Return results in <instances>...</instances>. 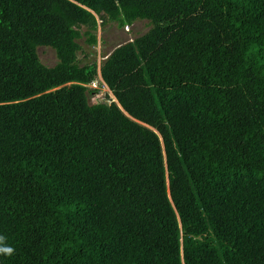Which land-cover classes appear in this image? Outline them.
I'll return each mask as SVG.
<instances>
[{
	"label": "trees",
	"instance_id": "trees-1",
	"mask_svg": "<svg viewBox=\"0 0 264 264\" xmlns=\"http://www.w3.org/2000/svg\"><path fill=\"white\" fill-rule=\"evenodd\" d=\"M136 21L90 105L78 41ZM0 235V264H264V0H0Z\"/></svg>",
	"mask_w": 264,
	"mask_h": 264
},
{
	"label": "rangeland",
	"instance_id": "rangeland-1",
	"mask_svg": "<svg viewBox=\"0 0 264 264\" xmlns=\"http://www.w3.org/2000/svg\"><path fill=\"white\" fill-rule=\"evenodd\" d=\"M150 29V24L147 21H136L132 26L119 28L116 24H107L104 27L98 26L96 39L97 44L94 47H89L82 38L78 41L81 52L78 53V61L81 65L96 62L98 72L97 79L89 87L95 90L88 96V103L90 105L99 103H108L107 95H110L109 90L103 84L99 74V67L104 60L105 55H108L112 49L122 44L123 42H131L135 38L145 34ZM36 53L39 61L46 67H52L56 64L57 59L52 49L47 47H38Z\"/></svg>",
	"mask_w": 264,
	"mask_h": 264
},
{
	"label": "clouds",
	"instance_id": "clouds-1",
	"mask_svg": "<svg viewBox=\"0 0 264 264\" xmlns=\"http://www.w3.org/2000/svg\"><path fill=\"white\" fill-rule=\"evenodd\" d=\"M6 237L0 235V255L11 257L15 254V249L6 243Z\"/></svg>",
	"mask_w": 264,
	"mask_h": 264
},
{
	"label": "built area",
	"instance_id": "built-area-1",
	"mask_svg": "<svg viewBox=\"0 0 264 264\" xmlns=\"http://www.w3.org/2000/svg\"><path fill=\"white\" fill-rule=\"evenodd\" d=\"M93 83H94V82H93ZM93 83H92V84H93ZM92 84H90V85H92ZM90 85H89V86H90Z\"/></svg>",
	"mask_w": 264,
	"mask_h": 264
}]
</instances>
